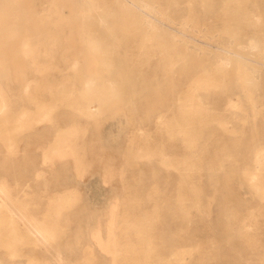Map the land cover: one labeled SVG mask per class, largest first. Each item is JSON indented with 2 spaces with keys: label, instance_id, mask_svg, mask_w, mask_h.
<instances>
[{
  "label": "rangeland",
  "instance_id": "374dc122",
  "mask_svg": "<svg viewBox=\"0 0 264 264\" xmlns=\"http://www.w3.org/2000/svg\"><path fill=\"white\" fill-rule=\"evenodd\" d=\"M93 1L0 0V264H111V224H148L156 207L155 248L193 250L160 258L263 264L264 194L251 178L264 161V43L222 20L241 0H107L117 32L90 33ZM242 4L264 20V0ZM201 120L230 132L213 138ZM181 172L200 196L171 232Z\"/></svg>",
  "mask_w": 264,
  "mask_h": 264
},
{
  "label": "bare ground",
  "instance_id": "6f19581e",
  "mask_svg": "<svg viewBox=\"0 0 264 264\" xmlns=\"http://www.w3.org/2000/svg\"><path fill=\"white\" fill-rule=\"evenodd\" d=\"M249 1L250 0H241L240 3H238V4H236V3L229 4L227 6V8L225 9V11L223 12L222 20H223V22H225L227 31L228 30L230 31V29L233 28V30L237 32V36H240L239 34H241V32H243L246 29H251L252 31L258 32V36H257L258 41L257 42H259V44H261V43H264V32H262L260 30L262 27H264V20H261L260 18H255V20L254 19L251 20L249 18V15H248L249 12H248L247 8H245V6H244L245 4L244 5L242 4V3H246V2L248 3ZM109 7H110L109 2L107 0H94L92 3L86 5L87 9L85 10V14H86L87 18H86V21L84 23V26H86L87 31H89L90 33H103V32H107L108 30H113V31L117 32L116 25L112 24V22H110L111 18L115 17L116 14L113 13ZM58 12H60V11H58ZM190 14H191L190 20L192 22L195 21V13L193 12L192 8H190ZM94 42H95L94 44L97 47H104L107 45L111 46V43H109V41L107 39H100V40H96ZM49 52L50 51H48V53ZM125 72L127 73V71H125ZM129 72H130V70H129ZM118 74L120 75V77ZM125 76H126V74H125ZM121 77H123V73L114 70V72L110 78L111 81H110V79L107 80L108 81V83H107L108 87L113 89L114 88L113 84L120 82ZM123 87L127 88V83H124ZM114 90H115V88H114ZM101 94L102 93H100V95ZM177 100L179 101L178 98H177ZM34 107H35V105H34ZM158 118H159V116H158ZM180 124L181 123H179V125ZM198 124L199 125H206L207 127H209L211 130L210 131L211 136L213 138H216L218 135L223 136L225 134H228V132H230V130L228 128H225L224 125L216 124V123L214 124L213 121L206 122L204 120H201L198 122ZM195 127H197V126H195ZM202 133L203 132L201 130H197V128H196L191 132L190 135L187 134V136H185V140L189 141V145L188 144L185 145V150L190 149V147H192V144H193V146H196L197 140ZM215 149H218V148H215ZM175 158H176L177 162L181 165L189 163V160L187 157H184V156L177 157L176 156ZM227 158H229L228 155H227ZM193 159H194L193 165L195 168L194 172H195V174L200 173L201 169H203V167L201 165V161L203 159V156L201 154L200 155L197 154V155H195V157ZM257 164H258V168H259V170L255 174V175H257V177H253V178H251V180L257 184L258 187L256 189H258L259 191H262L264 194V161L263 162L258 161ZM186 176H189V174L187 172H186V174L181 172L179 174V176L176 178V180L179 182L180 188L182 186V189H180V191L177 195L178 196L177 201L175 203L176 209H177L176 210V217L172 218V221L169 222L170 227H171V232H172V227H174L177 220H179L182 223H184V222L190 223V221H191V212H190L191 204L194 203V201H196L197 198L200 196V193H198V187H195L194 190H193V188L192 189L189 188V186H188L189 183H187V177ZM169 199H171L170 196L168 199L164 198V201H168ZM260 200H262V199H260ZM164 210H165L164 207L162 209H159L158 207H156L150 213V215H151L150 223H148V224L141 225L137 222L127 221L126 224L124 225L123 229H122L123 232L119 233V234L116 232L114 233L116 226L113 225L114 219H112L113 223L110 226V230H111V234L113 235L114 240L111 242V247H113L112 250L108 251V252L112 253V257H113V261L111 264H173L172 261H168V260H165L164 258H160V257H189V256H191V254L193 253V250L190 251L188 249H182V248H178L177 250L172 249V251L170 252L171 256H167L165 251H162V250L155 248L156 247V240L159 237V234L157 232H159L158 231L159 229H160V232L162 231V229L159 227V223L163 220V214L162 213ZM114 215H115V212L113 213V216ZM231 215H233L234 218L237 217L236 214H231ZM176 218H178V219L176 220ZM162 234H163L162 237H165L166 234L164 232H162ZM236 236L240 240V245H243V244L255 245V243L258 239L256 235L251 234V233H247L246 231H243V230H239L238 233H236ZM15 244L20 245V244H22V242L18 241ZM118 246L121 247L122 249H118ZM195 252L196 251H194V253ZM197 252H200V251H197ZM145 255H152V257H155V258L153 260H151L150 262L142 261L141 257H143ZM179 264H183L182 260L179 261Z\"/></svg>",
  "mask_w": 264,
  "mask_h": 264
}]
</instances>
